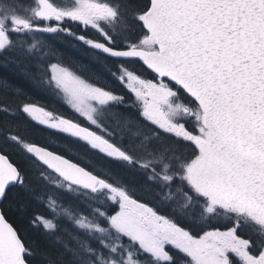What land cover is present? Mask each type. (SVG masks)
<instances>
[{
    "label": "snow or ice",
    "instance_id": "obj_1",
    "mask_svg": "<svg viewBox=\"0 0 264 264\" xmlns=\"http://www.w3.org/2000/svg\"><path fill=\"white\" fill-rule=\"evenodd\" d=\"M0 264H264V0H0Z\"/></svg>",
    "mask_w": 264,
    "mask_h": 264
}]
</instances>
